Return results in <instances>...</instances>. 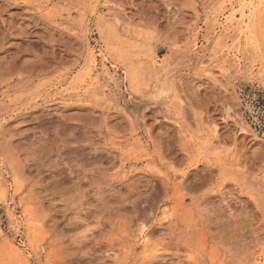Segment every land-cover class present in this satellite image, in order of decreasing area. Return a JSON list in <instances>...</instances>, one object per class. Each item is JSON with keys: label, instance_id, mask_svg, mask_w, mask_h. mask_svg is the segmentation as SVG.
Instances as JSON below:
<instances>
[{"label": "rangeland", "instance_id": "obj_1", "mask_svg": "<svg viewBox=\"0 0 264 264\" xmlns=\"http://www.w3.org/2000/svg\"><path fill=\"white\" fill-rule=\"evenodd\" d=\"M228 1L0 0V264H264V3Z\"/></svg>", "mask_w": 264, "mask_h": 264}, {"label": "bare ground", "instance_id": "obj_2", "mask_svg": "<svg viewBox=\"0 0 264 264\" xmlns=\"http://www.w3.org/2000/svg\"><path fill=\"white\" fill-rule=\"evenodd\" d=\"M229 3V10H230V14L228 16L225 17V24L222 25L223 26V32H226V33H229L231 30H232V27L234 25H237V26H241L242 22L244 21L245 19V13L246 12H249L251 10H257L259 8V5L263 4L264 3V0H229L228 1ZM255 3H259L255 8ZM260 5V6H261ZM237 8V9H236ZM105 14V16L109 15V14H112L110 13L111 10L110 8L109 9H106L105 11H103ZM238 17V18H237ZM253 16L251 18H249V21L252 20ZM255 27V26H254ZM237 28V27H236ZM247 31L249 33H251V29L249 28V24L247 25ZM237 32V31H236ZM221 40V39H220ZM237 57V55L235 56V58ZM108 58L103 55L102 58H101V62L100 64H98L96 62V60L94 59V57L91 58L89 64L87 65V71L85 72L84 74V77L83 76V73H82V81L80 80V82L86 86H90L93 88H95V84H97L100 79L102 78V76L100 75H97L95 74V72L98 71V68L100 67L99 70H102V71H108ZM238 62H240L238 60ZM114 66H112L113 68ZM106 73V72H105ZM138 87V86H137ZM135 87V88H137ZM167 87V86H166ZM86 89V88H85ZM91 89V90H92ZM161 89V88H160ZM167 89V88H166ZM162 94V93H161ZM154 95V94H153ZM162 96V95H161ZM211 143V142H210ZM17 178V177H16ZM14 177L13 179V191H14V194H17L18 191H20V185L18 184V181ZM6 195V194H5ZM14 208L13 209H10L9 208V212L7 215H8V218L11 219V220H16L17 218L14 219ZM25 217L28 216L29 218V209L28 208H25L24 211H23ZM17 221V220H16ZM15 221V222H16ZM28 225H32V222L29 221V224ZM34 225V224H33Z\"/></svg>", "mask_w": 264, "mask_h": 264}]
</instances>
